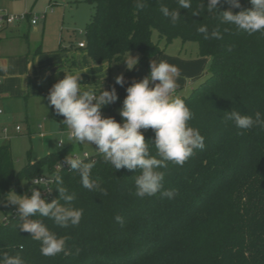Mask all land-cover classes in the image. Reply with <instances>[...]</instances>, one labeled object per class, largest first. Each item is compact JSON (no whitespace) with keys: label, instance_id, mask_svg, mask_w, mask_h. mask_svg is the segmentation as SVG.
Segmentation results:
<instances>
[{"label":"trees","instance_id":"1","mask_svg":"<svg viewBox=\"0 0 264 264\" xmlns=\"http://www.w3.org/2000/svg\"><path fill=\"white\" fill-rule=\"evenodd\" d=\"M84 1L93 11L82 48L93 63L120 61L128 50L147 60L154 51L161 52L152 39L154 31L166 45L176 38L196 42L198 55L209 57V75L181 96L193 114L190 126L205 137V148L196 150L183 166L169 162L161 169L164 188L177 190L175 198L168 199L159 193L137 197L134 181L139 171L113 169L97 152L85 158L97 161L92 176L105 191L84 189L70 166L56 168L70 155L68 146L16 173L9 144L0 145V208L11 189L31 195L30 181L46 169L53 181L48 190L38 187L42 197L48 202L58 198V173L76 195L74 206L83 209L77 226L59 228L41 218L50 230L68 237L69 255H41L40 243L17 227L23 222L18 211L0 221V252L19 253L26 264H264V128L241 131L225 118L232 109L253 116L259 111L264 117V34L248 35L220 24L206 9L197 15L180 8L181 21L172 25L159 8H174L175 0H147L139 11L134 0ZM198 4L194 0L193 8ZM250 7L249 0H240V8L227 0L218 5L220 11L234 13ZM201 24L209 31L218 27L223 38L204 40L197 31ZM72 66L73 56L59 64ZM50 88L44 86L46 98ZM59 128H65L61 121ZM154 136L151 128L145 129L146 142L154 143ZM149 147L155 154L154 146ZM22 180L27 187H20ZM116 215L124 218L123 225L115 221Z\"/></svg>","mask_w":264,"mask_h":264},{"label":"clouds","instance_id":"2","mask_svg":"<svg viewBox=\"0 0 264 264\" xmlns=\"http://www.w3.org/2000/svg\"><path fill=\"white\" fill-rule=\"evenodd\" d=\"M193 2L194 0H175L174 8L161 4L159 12L172 25H176L182 18L178 11L180 8L197 15L206 9L208 15H216L220 24L232 26L248 35L264 34V0H249L250 8L235 13L230 9L220 11L218 5L222 0H207L206 5L203 0H199L196 8H193ZM146 3L147 0H134L138 11L143 10ZM227 3L240 8V0H227ZM197 31L204 40L223 38L218 27L209 31L206 24H201ZM224 31H229V28L226 27ZM120 61L124 62L126 70L131 71L138 65L139 58L131 55L128 50ZM149 63L150 72L138 81L133 80L126 87V95L118 109L120 122L101 114L103 106L118 99L115 87L103 89L101 83L99 88L83 87L84 84L79 82L80 74L86 71L63 70V78L58 79L49 89L47 101L64 118L61 122L68 129V142L94 144L103 162L110 164L113 169L139 171L134 181L137 197L144 198L159 193L161 198L173 199L177 190L164 188V172L161 169L167 168L169 162L183 166L196 150L205 148V137L198 129L190 126L193 114L184 99L175 95L178 79L181 77L180 68L162 59H153ZM108 67H105L104 75ZM8 69L7 64H0V71L6 72ZM115 83L124 85L123 74L115 77ZM225 118L241 131L254 126L264 128V117L259 111L253 116L242 113L239 109H232ZM148 128L155 133L154 143L145 141L141 129ZM64 142L59 141L57 147H61ZM150 144L154 146L155 154H152ZM64 163L79 175L84 189L105 191L101 188L99 178L92 176L97 164L95 159L66 156ZM54 183L59 195L50 202L36 188L31 189V195H18L10 191L7 197L8 202L17 206L23 221L17 227L30 233L31 238L40 243V253L46 257L60 253L69 255L70 249L65 246L68 237L50 230L41 218L52 220L59 228H67L77 226L83 216V209L73 204L75 193L64 186L63 178L58 173L54 175ZM114 219L123 225L124 218L121 215H116ZM20 247L22 250L23 246ZM0 264H26V261L19 253L0 252Z\"/></svg>","mask_w":264,"mask_h":264},{"label":"rangeland","instance_id":"3","mask_svg":"<svg viewBox=\"0 0 264 264\" xmlns=\"http://www.w3.org/2000/svg\"><path fill=\"white\" fill-rule=\"evenodd\" d=\"M92 11V4L84 0H0V15H23L21 20L10 24L15 28L14 32L0 31V64H5V59L11 57L7 63L8 71H0V109L3 112L0 122L10 128L20 127L17 133L11 131L7 140H0V145L9 144L16 173L27 164L59 150L61 147L58 148L57 144L61 140L65 141L62 147L71 145L72 152L77 156L81 157L84 150L89 154L96 152L94 144L67 141L68 129L66 126L64 130L59 129V121L64 118L51 111L47 98L41 95L45 85L51 87L64 76L65 69L57 72L60 75H55L52 74V67L69 60L70 56H75V66L66 69L86 71L80 74L79 82L84 84L83 87L99 88L100 83L103 89L115 87L118 99L103 106L101 114L113 117L117 122L121 121L118 109L122 106L126 87L150 72V60H166L180 68L181 77L175 92L180 97L189 95L209 75L210 59L198 55L196 42H183L176 38L166 45L163 39L159 41L156 31L152 39L158 42L161 52L154 51L147 60H142L138 51L129 52L139 58L133 70H126L123 61L93 63L85 49L77 48V43L86 42V25ZM32 19H36L37 23L31 24ZM38 48L39 51H36ZM27 51L28 64L25 61ZM90 65H100L98 68L103 74L97 76L96 72L87 71ZM119 74L125 78L123 86L115 83ZM142 133L144 135L145 131ZM42 175L49 177L46 169H42ZM27 186L26 180L20 182V187ZM10 191L18 194L14 189ZM14 212H17V206L6 198L1 204L0 221L6 214Z\"/></svg>","mask_w":264,"mask_h":264},{"label":"built area","instance_id":"4","mask_svg":"<svg viewBox=\"0 0 264 264\" xmlns=\"http://www.w3.org/2000/svg\"><path fill=\"white\" fill-rule=\"evenodd\" d=\"M22 17L23 15H20V14H14V15L1 14L0 15V31H2L6 26L21 20ZM36 23H37L36 19L31 20V24H36ZM78 46L81 48L84 47V42H79ZM0 83H1V78H0ZM2 113L3 112L0 109V115H2ZM141 130H145V129H141ZM11 131H14L17 133L20 131V127L16 125L15 127L10 128L7 125L0 122V140H7L10 137ZM89 155L90 154H88L87 152H83L80 158H85V157H88ZM59 164L60 165L63 164V166L61 165V167L68 166L67 164L64 163V161H60ZM59 164H57L56 166L57 169L61 168ZM52 181H53V178L51 176L46 177L42 175V176L35 177L30 181V184H31L30 190L32 188L38 189L39 186L42 187L43 190H48L50 183ZM3 219H5V217Z\"/></svg>","mask_w":264,"mask_h":264},{"label":"crops","instance_id":"5","mask_svg":"<svg viewBox=\"0 0 264 264\" xmlns=\"http://www.w3.org/2000/svg\"><path fill=\"white\" fill-rule=\"evenodd\" d=\"M16 27V26H15ZM14 30H15V28H12V26L11 25H8V26H6L2 31H10V32H14ZM77 48H80V49H82L81 47H79L78 46V43H77ZM29 51H27V53H25V61H26V56L29 54L28 53ZM74 57V59H75V56H73ZM11 59V57L10 58H6L5 59V64H7L8 63V61ZM87 62V61H86ZM26 64H28L27 62H26ZM52 66H54V65H52ZM51 66V67H52ZM100 65H90L89 66V68H88V71H90L91 73H95L96 72V75L97 76H99V75H101V74H103V72H101V68H98ZM62 69H66V68H59V65H55L54 67H52V74H55V75H60V74H57V72H61L62 71ZM61 75H63V72L61 73ZM1 78V77H0ZM1 83H2V78H1ZM1 83H0V85H1ZM49 86V85H48ZM41 95H43L44 96V94H43V90H42V93H41ZM60 129V128H59ZM65 129V128H64ZM64 129H60V130H64ZM142 132H144L145 130H141ZM144 137H145V134H144ZM80 144V143H79ZM65 147H67V146H65ZM68 147H70V155L69 156H74V155H76L77 156V154L76 153H73L72 152V149H71V145H69ZM62 148H64V147H62L61 146V148L60 149H62ZM84 152H87L88 153V151H86V150H84ZM89 154V153H88ZM80 157V156H79Z\"/></svg>","mask_w":264,"mask_h":264}]
</instances>
